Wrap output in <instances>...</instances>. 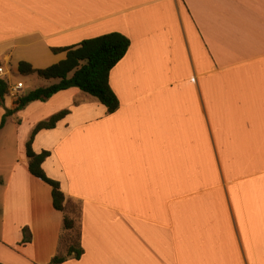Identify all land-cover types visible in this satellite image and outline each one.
<instances>
[{
  "label": "crops",
  "instance_id": "0c3cea01",
  "mask_svg": "<svg viewBox=\"0 0 264 264\" xmlns=\"http://www.w3.org/2000/svg\"><path fill=\"white\" fill-rule=\"evenodd\" d=\"M110 32L130 41L114 112L71 87L0 128V264L66 255L65 214L25 149L64 109L32 142L79 214L83 252L55 264H264V0H0V76L23 83L0 122L28 92L9 80L20 61L45 68Z\"/></svg>",
  "mask_w": 264,
  "mask_h": 264
},
{
  "label": "trees",
  "instance_id": "16d2710c",
  "mask_svg": "<svg viewBox=\"0 0 264 264\" xmlns=\"http://www.w3.org/2000/svg\"><path fill=\"white\" fill-rule=\"evenodd\" d=\"M129 44L130 41L124 34L110 32L85 39L76 45L53 48L54 52L65 51L66 58L45 68L33 69L29 63L20 61L18 63V72L20 74L29 75L36 73L42 78L57 79V81L48 86L37 87L26 93L19 94L14 102V107L6 109L0 122V128L4 125L8 116L23 109L30 102L36 100L45 101L53 94L71 87H76L94 97L106 107L108 113L114 112L119 102L109 84V74L117 62L123 58ZM8 92L9 84L0 76V105H3ZM67 113L68 110L64 109L36 123L25 143L30 173L51 186L53 206L55 209L63 211V214H65L64 211L69 201L61 191L59 182L46 176L42 168V163L49 155V152L43 150L35 153L32 149V142L38 131L53 128ZM73 224V220L64 215L61 243L67 242V252L66 255H55L52 258L53 264L63 262L71 256L79 258L82 254L83 250L80 245L79 233L74 239L66 236L69 230L72 229Z\"/></svg>",
  "mask_w": 264,
  "mask_h": 264
},
{
  "label": "rangeland",
  "instance_id": "374dc122",
  "mask_svg": "<svg viewBox=\"0 0 264 264\" xmlns=\"http://www.w3.org/2000/svg\"><path fill=\"white\" fill-rule=\"evenodd\" d=\"M10 75V74H9ZM20 79L25 83V89L24 92L29 91L30 89H33V86L39 87L41 86V84L46 83L48 84V81L44 78L39 77L38 78V82L37 83H33V81L29 78V76L27 75H22V74H17V76L13 78V74H11V77H9V80H17ZM0 150L3 147V143L6 141L5 139H3V136H0ZM28 140V139H27ZM26 149V148H25ZM67 208L65 209L64 213L66 215L67 218L72 219L74 224L71 230H69L68 234L66 236L70 237V238H76L78 232H79V214H78V210L72 205L69 204L66 206ZM28 230L26 228L22 229V234H23V238L21 240V242L26 241L27 238V232Z\"/></svg>",
  "mask_w": 264,
  "mask_h": 264
},
{
  "label": "built area",
  "instance_id": "2783aa9c",
  "mask_svg": "<svg viewBox=\"0 0 264 264\" xmlns=\"http://www.w3.org/2000/svg\"><path fill=\"white\" fill-rule=\"evenodd\" d=\"M2 68L0 67V74L2 73ZM23 87V83L22 82H17L15 84H13V86L9 85V89L12 90L13 92H18L19 90H21Z\"/></svg>",
  "mask_w": 264,
  "mask_h": 264
}]
</instances>
